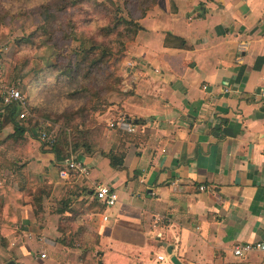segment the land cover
Segmentation results:
<instances>
[{"label":"crops","instance_id":"crops-1","mask_svg":"<svg viewBox=\"0 0 264 264\" xmlns=\"http://www.w3.org/2000/svg\"><path fill=\"white\" fill-rule=\"evenodd\" d=\"M138 23L120 88L96 113L98 151L75 154L89 176L70 187L59 176L66 158L58 162L33 129L19 145H0V178L30 190L0 263L173 264L174 255L181 264H264L262 253L231 252L264 241V0H157ZM167 33L185 46L164 44ZM117 115L136 131L110 128ZM12 131L4 127L0 142ZM98 183L118 193L113 206L95 199ZM155 216L163 221L152 227ZM90 234L101 263L60 242Z\"/></svg>","mask_w":264,"mask_h":264},{"label":"trees","instance_id":"trees-1","mask_svg":"<svg viewBox=\"0 0 264 264\" xmlns=\"http://www.w3.org/2000/svg\"><path fill=\"white\" fill-rule=\"evenodd\" d=\"M86 1H92L94 6L101 10L106 17L107 22L95 23V28L89 32L81 42L79 50L73 51L68 49L69 43L77 39V23L72 19V13L68 10L71 7H78ZM157 0H123V9L126 14H121L118 8L113 13L105 5L97 3L94 0H62L56 7L55 12L45 14V16L35 24L34 29L28 31L23 28L21 36L14 38L17 44L31 43L34 44V38L48 35V42H51L54 35V25L59 21V31L64 47H58V53L55 54L56 61L49 63L45 68H32L36 76L33 79L40 78L44 82L46 77L53 76L54 80L64 81L65 86L70 88L69 96H77L81 99V104L74 109H65L61 112H47L41 114L44 120L52 119L62 121L59 132L51 128H39L40 132L52 133L55 136L54 143L51 146H42L54 154L58 162L63 161L72 154L84 153L92 154L98 151V143L103 132V125L96 126L86 125L89 122L91 113L101 111L108 106L105 100V94L117 90L121 82V76L117 68L111 61L121 59L126 52L127 45L131 43L140 25L138 20L143 18L148 10L156 4ZM40 32V33H39ZM36 34V35H35ZM176 41L178 47H184V40L171 33H167L164 38V44H170ZM86 43V45H85ZM68 46V47H67ZM71 54L75 55L72 61ZM28 61H24L25 66ZM39 72L41 75L39 76ZM11 76L14 87L20 88V93L25 97L26 104L24 107L18 101H12L7 104L2 103L0 98V130L4 125L11 124L12 133L1 140L0 145L5 147L6 143L19 145L26 140L25 132L32 130L36 123L34 122L35 114L40 115L39 107L30 102V84H20L21 80L29 73H20ZM18 80V81H17ZM20 80V83H19ZM34 80H32V83ZM28 97V98H27ZM25 110L24 118L19 119L18 115ZM34 125V126H33ZM33 126V127H32ZM7 139V140H6ZM108 157L110 164L114 168L122 167L121 158L113 151L103 152ZM30 190H15L6 181L0 178V242L6 240V235L11 232L18 223L16 218V208L23 203L22 197L29 194ZM37 212V211H36ZM70 218L65 221L69 224L74 220L75 211L71 209ZM69 226V225H67ZM65 228L66 225H65ZM61 243L72 246L77 240H61ZM80 249L84 255L92 260L100 262L102 250L98 244V237L90 234L88 239H83ZM95 252V253H94ZM94 253V255H93Z\"/></svg>","mask_w":264,"mask_h":264},{"label":"rangeland","instance_id":"rangeland-1","mask_svg":"<svg viewBox=\"0 0 264 264\" xmlns=\"http://www.w3.org/2000/svg\"><path fill=\"white\" fill-rule=\"evenodd\" d=\"M94 1L105 5L112 13L118 8L120 10L123 8V0ZM60 2H62V0H0V85L13 86L12 83L14 82L11 81V76L16 74L20 76V73H29L21 80V83L19 80V83L24 85L30 84V94L25 95L31 96L30 102L37 105L40 109V115L35 114L33 122L36 123V126H32L34 132H36L37 139L39 138V128L47 129L49 127L59 132L60 126L62 125V121L55 120L54 118L52 121L51 119L44 120L41 114L74 109L81 104L82 100L77 99V96H69L68 92L70 88L65 86L64 81L57 82L54 80L53 76L46 77L44 82L42 81L43 79H41L42 77L33 79V76L36 75L32 72V68L36 66L38 68H45L49 63H54L56 61L55 54L58 53V47H64L66 45L63 44L61 40L62 33L59 31V21L54 25L55 32L51 42H48V35L35 37L34 44L21 43L22 45H20L17 44L14 38L21 36L23 28L28 31L36 28L35 24H37L45 14L55 12V6ZM68 11L72 13V19L77 23V39L69 43L66 52L70 49L73 51L77 50L81 42L85 39V36L94 30L95 23L107 22L108 19L101 10L94 6L92 1H86L78 7H71ZM120 12L121 14H126L124 9ZM71 59L72 61L75 60L74 54H71ZM121 59L111 61L114 67L117 68L118 73L120 71ZM24 61H28V63L22 66ZM40 75L41 73L39 72V76ZM32 80H34L33 83ZM119 88L104 95L108 103L110 94L118 91ZM17 89L20 90L19 87H17ZM105 109L91 113L89 115V122H87L86 125L100 126L101 123L98 121L96 113L102 112ZM7 126H9V124L4 125L0 131ZM1 244H4V242ZM76 245L81 247L82 242L78 241Z\"/></svg>","mask_w":264,"mask_h":264},{"label":"built area","instance_id":"built-area-1","mask_svg":"<svg viewBox=\"0 0 264 264\" xmlns=\"http://www.w3.org/2000/svg\"><path fill=\"white\" fill-rule=\"evenodd\" d=\"M203 88L206 89L207 86L204 85ZM225 91H228V89H225ZM262 94L264 96V91ZM0 98L2 99L3 104H7L12 101H18L22 107H24L26 104L25 97L14 86L0 85ZM25 115L26 112L23 110L19 113L18 118H24ZM107 125L110 128H117L129 133H134L136 131V127L133 122L124 115H117L114 119H110L107 122ZM39 140L41 143H45L46 146H51L54 143L55 136L52 133H46V131H42L39 135ZM89 173L90 170L88 166L80 161L75 155H70L68 158H66L59 170V176L66 180L70 187H73L72 182H74V178L86 177L89 176ZM198 189L204 190L205 186H199ZM94 197L104 206H113L118 200V193L107 184L98 183L95 184L94 187ZM106 218V216L103 217L104 220H106ZM162 221L163 220L160 216H155L152 227H156ZM231 252L238 258L246 257L252 252L264 254V241L237 242L232 246ZM40 257L44 258L45 254L43 252L40 253ZM158 259H163V257L158 256Z\"/></svg>","mask_w":264,"mask_h":264},{"label":"water","instance_id":"water-1","mask_svg":"<svg viewBox=\"0 0 264 264\" xmlns=\"http://www.w3.org/2000/svg\"><path fill=\"white\" fill-rule=\"evenodd\" d=\"M134 122H135V123H142V120H134ZM167 252H168V254H171V252H172V248L169 247V248L167 249ZM171 261L173 262V264H181V263L179 262L178 258H177L176 256H174V255H171ZM7 264H16V263H15L13 260H10L9 262H7Z\"/></svg>","mask_w":264,"mask_h":264}]
</instances>
